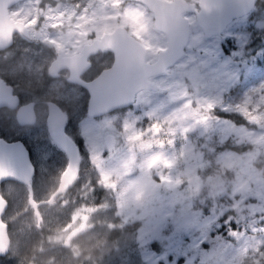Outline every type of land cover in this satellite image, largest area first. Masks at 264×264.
I'll use <instances>...</instances> for the list:
<instances>
[{"label":"rangeland","instance_id":"374dc122","mask_svg":"<svg viewBox=\"0 0 264 264\" xmlns=\"http://www.w3.org/2000/svg\"><path fill=\"white\" fill-rule=\"evenodd\" d=\"M184 15L191 26L184 56L152 77L155 90L141 91L133 105L99 118L87 114V92L49 82L48 54L13 60V81L43 98H56L67 109L70 132L85 148L78 177L85 182L78 195L48 202L67 156L49 137L47 106L40 107L35 127L21 130L13 118L4 120L1 134L21 138L39 162L54 163L43 169L50 173L43 179L42 198H34L49 210L41 219L52 226V219L59 215L60 224L69 212V221L53 231L56 238L49 235L45 241H60L66 251L62 256H50L42 246L29 256L35 247L24 243L44 242L35 217L27 225L32 232L20 231V247L0 264H241L244 255L264 264V6L256 5L210 38L194 12ZM108 16L94 21L93 30L101 34L127 27L146 46L148 61L167 47V36L156 29L154 13L145 4L124 0L118 11L114 3ZM65 23L55 8L46 9L43 38L60 52L80 46L90 32L79 21ZM229 39L234 47L224 56L221 45ZM111 61L108 53L93 57L91 73L95 76ZM107 135L114 137L111 148ZM21 188L10 184L6 191L18 207L23 205Z\"/></svg>","mask_w":264,"mask_h":264},{"label":"water","instance_id":"95a60500","mask_svg":"<svg viewBox=\"0 0 264 264\" xmlns=\"http://www.w3.org/2000/svg\"><path fill=\"white\" fill-rule=\"evenodd\" d=\"M14 1L9 0V3ZM138 1L145 3L154 13L156 29L164 32L168 39L167 47L158 52L154 61H147L146 47L123 25L85 44L81 54L59 59V64L70 68L73 75L71 80L89 91L87 113L91 117H101L119 108L133 105L141 91L156 89L152 77L166 72L180 60L188 46L191 26L184 12H194L205 37L210 38L222 34L234 19L248 14L258 0H199L197 4L188 0ZM1 9L6 10L4 17L7 28L4 22H0V48L11 42L13 32L22 25L10 17L6 7L0 6ZM8 25L11 26L9 29ZM100 50L113 54L112 64L104 68L92 81H81L80 74L88 67L86 58ZM79 59L85 61L84 66H78ZM11 90L0 81V106L10 102ZM28 110L29 117L26 116ZM17 120L21 125H32L36 121V116L30 107L21 108L17 113ZM65 123L64 113L55 103H50L47 119L49 135L68 156V164L60 180L59 194L75 182L80 165L78 145L65 132ZM106 140L108 147L111 148L113 135H107ZM31 175L32 164L24 145L21 142H8L0 138V183L13 180L27 184ZM5 206L6 203L0 196V216ZM2 245L7 246V237L5 226L0 221V247Z\"/></svg>","mask_w":264,"mask_h":264},{"label":"flooded vegetation","instance_id":"af4514ba","mask_svg":"<svg viewBox=\"0 0 264 264\" xmlns=\"http://www.w3.org/2000/svg\"><path fill=\"white\" fill-rule=\"evenodd\" d=\"M134 1L141 2L138 0H134ZM114 3L116 4L117 10L122 11L124 0H15L14 2H11V3H9V0H0L1 8L6 7L10 17L15 22L22 23V25L18 29H15V31L13 32L11 42L7 44L6 46L0 48V81L4 84L6 88L10 87L12 89L10 102L8 103L6 102L5 104L0 106V127L2 126V124H4L3 121L6 120L8 117L13 118V123L15 124V127L18 129L20 128L22 130V129L35 127L38 119L40 118V107L43 106L44 104L47 106V117H46V122H47V119L49 116V104L55 103L65 115V118H66L65 132L78 145L75 139L76 136L73 135L72 132H70V128L68 126V118L65 112L67 111V109H63L56 98H53V97L43 98L41 97V95L36 89L29 87V90H27L25 89L24 83L17 81L16 79L15 81H13L9 70L11 69V64L13 63V60L14 59L17 60V56L19 55L48 54L50 56V59L46 62V65H47L48 80L50 83L63 81L64 83H66L68 86L72 88H76L77 90H81V91L84 90L85 92L88 93L86 88L77 84L74 80L73 81L71 80V77L73 75L71 74L72 72L70 68L64 67L63 65L59 64V59L65 56H74V55L81 54L85 44L92 42L95 38L102 36L106 32H110V31H105L99 34L93 30L92 25H94V21L104 22L108 20V17H109L108 8L109 6H112V4ZM48 8H55L57 14L66 20V23L63 26H70L77 21L81 22L83 30L90 31L89 34L85 36L87 40H84L83 43L76 48L69 47L67 51L65 52L57 51L55 49V45L53 42H51L50 40H45L43 38L45 11ZM4 16H6V10L1 9L0 10V22H4V25L7 28V25L5 23L6 18ZM10 27L11 26L8 25V29ZM135 37L140 41V39L137 36ZM44 45L46 46L44 47ZM107 53L109 55V53L111 52L100 50L96 53H91L88 55V57L86 58V62H88V67H86L80 74L81 81H84V82L92 81L104 68H107V67H104L100 69V71L95 76L91 73V68L93 67V57H96L102 54H107ZM111 55H112L111 62H113V54L111 53ZM77 63L79 67H82L85 65L84 64L85 61L83 59H79ZM87 96H88V103H87V112H88V104H89L90 97H89V94H87ZM8 104H12V105H8ZM26 107H30L31 112L36 116V121L32 125H21L17 120L18 111L21 108H26ZM28 113H29V110L28 112H26V116L29 117ZM91 118H99V117H91ZM4 127L6 129V124L4 125ZM47 130H48V124H47ZM48 134H49V131H48ZM0 138L8 142H21L24 145V147L28 151L30 163L32 164V175H31V178L29 179V182L25 185L29 190V196H30L29 201L31 202L32 197H33V200L34 198L41 199L43 196L41 194L44 193L43 192V189H44L43 179L44 178L46 179L50 173V171L49 173H45L43 169L48 164L52 166L54 165V163L52 164L51 161L39 162L37 160V154L33 151V149L30 150L29 146L21 138L17 137V138L11 139L7 132L3 134L0 133ZM78 148L80 151L79 145H78ZM57 150L60 152L63 151L61 149H57ZM80 156H81V153H80ZM67 164H68V156H67ZM61 176L59 177L60 179H61ZM60 179H59V182H60ZM76 182L77 181H75L74 184ZM8 184L9 185L16 184L18 188H21V186H24L23 183H19L18 181L15 183H11L10 181L5 180L0 183V196L6 203V206L3 209V212L0 216V221L5 226V232H6V237H7V246L2 245L0 247V262H4L8 258H10L12 249L17 242V239L19 236L15 239L16 242L14 243L12 232L16 228H20V231L24 233H28L29 229L27 228V225H31L35 217L40 219L39 222H42L43 219H41V216H42L41 213H43V215L46 216L45 214L46 209L44 208V204L46 203L45 201H41L40 203H36L34 205L31 204L33 208H29L27 207V205L24 206L27 208L18 207L12 195L6 192L9 186ZM29 184H31V188L27 186ZM33 184H35V187ZM58 187H59V183H58V186L55 192L53 193L50 199L52 198L57 199L58 197L67 194L66 193L67 191H66L63 194L58 195L57 194ZM21 189L24 190V188H21ZM35 190H37V192L39 193L38 195L35 192ZM50 199L48 200V202H51ZM13 205H15V209L12 208ZM47 211L49 212V210ZM21 226H23L25 230H22ZM20 231H19V234H20ZM23 245H31L35 247L36 241L33 240L32 242H28V243L26 242ZM29 254H32V251L29 252ZM29 256H33V255H29ZM37 263L41 264V262H37Z\"/></svg>","mask_w":264,"mask_h":264},{"label":"trees","instance_id":"16d2710c","mask_svg":"<svg viewBox=\"0 0 264 264\" xmlns=\"http://www.w3.org/2000/svg\"><path fill=\"white\" fill-rule=\"evenodd\" d=\"M260 4H263V6H264V0H258L257 1V5H260ZM109 54H111V53H109ZM226 117L227 118H229V119H233V120H235V119H238V117L235 115V114H226ZM3 130H6L5 129V127H3L2 128ZM75 139H76V141H77V143H78V145H79V147H80V153H81V155H84L85 154V148H84V145H83V142L79 139V138H77V137H75ZM81 167H82V162H81V165H80V172H81ZM83 167H85L84 165H83ZM83 169H86V168H83ZM91 170V169H90ZM79 176H81V174L79 173ZM11 183H15V182H13V181H10ZM83 182H85V180H82V182L80 183V180H77V182L73 185V187L71 188V189H69L66 193H71V194H73V193H77V195H78V190L80 189V187L82 186V184H83ZM14 185H16V184H14ZM34 185V187H35V184H33ZM25 186V185H24ZM24 186H21L22 188H24V190H25V192L24 193H22L21 194V196L19 197L20 199H21V201H22V203H23V205L20 207V208H22V207H24V206H26L27 205V207H29L30 208V206L28 205V195H25L26 194V186L24 187ZM33 188V187H32ZM34 189V188H33ZM36 189V188H35ZM27 190H28V188H27ZM29 191V190H28ZM35 192L37 193V195L39 194L38 192H37V190H35ZM40 200V199H39ZM15 201V200H14ZM30 202V201H29ZM30 205H31V202H30ZM54 206V208L52 209V210H55L56 211V207L58 206V204L57 205H53ZM12 208H14L15 209V205H13L12 206ZM32 208H33V206H32ZM46 209V208H45ZM60 210V209H59ZM46 216H47V214H48V211H47V209H46ZM56 219V220H55ZM58 219H60V217H59V215H57L54 219H52V220H55V222L54 221H52L51 223H53L54 222V224L51 226V224H49V225H46V222H45V219L43 218V220H42V222H39L38 221V223H39V228H40V233L42 234V239L44 240V242H42V243H38V242H36V245H35V248L32 250V255L34 254V252H35V249H36V247L37 246H42V247H44L45 248V250H46V253L47 254H49L50 256H52V255H54V256H56V257H60V255L62 256L63 255V253L64 252H66L65 251V249L64 248H62L61 247V242L59 241V242H57V243H55V244H51V242H49V244L48 243H45V241H49L48 240V236L50 235V236H52V237H55L56 235H55V233L53 232V231H55L58 227H63L66 223H68V221H69V212L67 213V216H65V217H63V218H61V222H60V224L57 222L58 221ZM37 221H35V223H36ZM32 224H34V222H32ZM53 227V228H52ZM19 231H20V228H16L13 232H12V236H13V241H14V243L16 242V238L19 236ZM29 232H32V229L30 228L29 229V231H28V233ZM115 232H117V230H113L112 231V233L109 235L110 236V239H112V238H114L112 235L115 233ZM45 237H46V239H45ZM57 237V236H56ZM55 237V238H56ZM36 241V240H35ZM15 248H17V250H18V248L20 247L19 246V243H16L15 244V246H14ZM51 247H53V249H51ZM256 257H258V254L257 253H255L254 254ZM240 261H241V264H255L254 262H253V259H252V256H250V255H244V256H240V259H239Z\"/></svg>","mask_w":264,"mask_h":264},{"label":"snow or ice","instance_id":"6c2138e0","mask_svg":"<svg viewBox=\"0 0 264 264\" xmlns=\"http://www.w3.org/2000/svg\"><path fill=\"white\" fill-rule=\"evenodd\" d=\"M233 47H234V44L230 39L225 40L221 45V51H222L223 55L227 56L231 52ZM181 264H183V261H181Z\"/></svg>","mask_w":264,"mask_h":264},{"label":"bare ground","instance_id":"6f19581e","mask_svg":"<svg viewBox=\"0 0 264 264\" xmlns=\"http://www.w3.org/2000/svg\"><path fill=\"white\" fill-rule=\"evenodd\" d=\"M256 5H257V3H256ZM255 5V6H256ZM204 33V32H203ZM205 36V35H204ZM190 41V40H189ZM147 57V56H146ZM87 90V89H86ZM88 91V90H87ZM89 92V91H88ZM89 94V93H88ZM51 138V137H50ZM52 140V139H51ZM53 141V140H52ZM55 144V143H54ZM56 145V144H55ZM58 146V145H57ZM59 147V146H58ZM60 148V147H59ZM61 149V148H60ZM62 150V149H61ZM80 165H81V156H80ZM80 165H79V172H78V176H77V178H76V180L75 181H77L78 180V177H79V173H80ZM61 180V179H60ZM8 181H13V180H8ZM15 182H17V181H15ZM20 183V182H19ZM24 185H26V183H23ZM59 185H60V182H59ZM74 185V183L72 184V186ZM28 187H30L31 188V184H29V185H27ZM71 186V187H72ZM70 187V188H71ZM70 188H68L66 191H68ZM58 189H59V187H58ZM58 189H57V194L58 195H61V194H63L64 192H66V191H64V192H62V193H58ZM53 200V198L52 199H50V201H52ZM31 204L32 205H34L35 203H34V200H33V197H32V199H31Z\"/></svg>","mask_w":264,"mask_h":264}]
</instances>
